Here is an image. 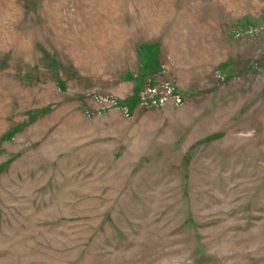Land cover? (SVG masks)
Here are the masks:
<instances>
[{
	"label": "rangeland",
	"instance_id": "1",
	"mask_svg": "<svg viewBox=\"0 0 264 264\" xmlns=\"http://www.w3.org/2000/svg\"><path fill=\"white\" fill-rule=\"evenodd\" d=\"M0 264H264V0H0Z\"/></svg>",
	"mask_w": 264,
	"mask_h": 264
}]
</instances>
